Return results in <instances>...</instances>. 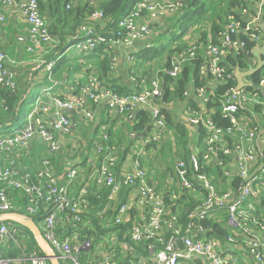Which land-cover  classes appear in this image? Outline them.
<instances>
[{"label":"built area","instance_id":"1","mask_svg":"<svg viewBox=\"0 0 264 264\" xmlns=\"http://www.w3.org/2000/svg\"><path fill=\"white\" fill-rule=\"evenodd\" d=\"M39 1L45 0H0V3L5 7L17 6L31 36L43 45L50 43L54 47L48 23L40 13ZM78 1L84 0H77L76 4ZM157 2L137 0L118 21V31H109L111 37H104L96 31L95 22L100 19L107 21V18L100 9L94 10L78 26L73 36L75 47L90 51L95 50L99 43H106L109 47L130 46L135 39L149 32L147 21L156 15L159 9ZM73 5V2H66L64 8L68 10ZM181 7L183 3L180 0L169 5L171 10ZM263 19L264 0H251L249 6L229 10L216 34V41H213L212 34L207 33L204 43L199 44L197 39L175 50L168 60L169 67L163 69L164 73L176 78L183 65L198 56L200 73L210 76L216 85L227 83L232 77L235 79L234 69L238 65L232 66L229 57L243 62L244 68L238 67L240 71L257 65L251 49L264 42V32L258 27ZM2 21L4 16L0 13V23ZM47 66L51 69L53 62ZM160 71L156 70L149 76L147 87L122 94L100 87L95 74H90L77 92L70 95L54 96L51 86L35 94L32 107L21 122L6 126L11 129L9 132L0 130V215L17 212L33 220L59 264H241L209 234L211 218L224 211L229 230H244L242 236L228 233L226 241L244 246L256 264H264V244L252 235L248 226L250 222L257 226V232L264 233V212L252 213L253 203L264 194V161L259 163V154L254 151L243 152L237 146H230L233 135L239 134L247 142L253 141L257 135V127H247V122L239 117V110L257 107L264 117V65L254 72L259 75L256 82L251 80L252 73L243 77L245 85L240 89L236 90L234 85L220 95L221 116L229 122L226 127L216 125L208 112L204 114L186 109V122L201 125L205 131L201 141L204 147L201 160L222 168L224 157L234 154L237 164L234 176L239 184L235 189H217L200 170L197 153L189 155L188 166L179 161L176 172L182 181L172 191L170 199L179 200L181 194L194 187L198 188L200 197V202L187 214L185 223L181 222L178 212L167 213L165 193L150 183L147 170L140 166L138 160L134 161L132 168H121L118 175L115 173L116 156L107 146L108 137L102 132L103 127L99 141L93 146L96 153L103 155V160L96 164L86 157L82 168L78 163H68L59 181L49 154L62 150V138L71 131L67 112L79 110L83 117L89 118L92 116V104L102 103L119 114L153 104L163 93ZM133 79L137 82L136 77ZM0 86L11 92L16 89L14 76L6 69L5 55L1 50ZM195 90L204 92V88ZM43 97L48 98L54 107L48 120L38 115L49 109ZM203 97L208 102L209 97ZM160 110L153 104L151 113L156 129L143 138L142 147L157 142L166 128ZM34 139L44 143L47 155L36 162L34 160L33 167V163L28 166L23 161L32 159L27 145ZM16 150L22 151L20 161L11 155ZM82 169L86 174L80 175V179ZM92 185L109 189L107 206L95 207L91 203L92 196H95L93 200L101 197V193L92 191ZM122 187H137L134 202L143 210L139 209L137 217L131 212L138 209L133 202H124L117 196ZM167 214L169 217L165 219ZM131 216L135 219L132 220ZM121 225L126 229L122 230ZM35 246L26 227L12 220L0 221V264H50L49 258L37 244Z\"/></svg>","mask_w":264,"mask_h":264},{"label":"crops","instance_id":"2","mask_svg":"<svg viewBox=\"0 0 264 264\" xmlns=\"http://www.w3.org/2000/svg\"><path fill=\"white\" fill-rule=\"evenodd\" d=\"M175 1L177 0H158L157 3L159 9L156 10V15L150 17L147 21L150 27L149 32L142 37L135 39L130 46H108L112 51V53L110 51V53H108V55L112 54V62L109 64L110 70L107 72V79L105 80L102 78L99 80L100 87L109 88V86H120V88H128V91L141 90L142 88L147 87L149 84V76L154 70L153 67L148 64L149 61L161 59L160 56L165 55L166 58L161 65L162 67H159L158 69L161 70V76L164 73L163 69L167 57H170L175 50L180 49L179 47L186 45V35L190 34L191 31H195V36L197 35L196 40L198 39L199 44H202L205 42V40L202 39L203 34H212L214 25L219 24L221 26L224 21V16L229 10L238 6L251 5V0H204V2L208 3L209 15L208 19H204L206 16L202 10H199V3L195 2V0H180L183 3V7L171 10L169 5ZM66 2H73V6H75L77 0H59V4H55L54 0L39 2L40 13L46 19L48 26L50 23L49 29L56 27V30L58 31L63 30L65 32L66 30H69L68 34L60 32L64 36L63 41H59L60 39H58V41L61 42L60 46H62V48L56 49L55 52L51 54V59L48 60L46 57L48 61L44 62L43 65H38L42 70V73L37 65L34 67L35 63H37V60L43 55H46L45 53L52 52L59 43L53 47L52 50H43V43L37 41L35 39L36 37H32L28 31V25L24 20V17L21 15L19 8L17 6L5 7L0 3V13L4 16V21L0 23V50L5 55L6 69L12 75V71L15 72L14 79L17 88V90L15 89V91L11 92L0 86V99L2 98L1 100L3 101V94L8 92L15 94L21 93L26 98L30 91H34L30 107L28 105L29 108H24L25 113L32 107L36 96L35 94H38V92L45 87L51 86L50 89L54 96H58L57 94H59V96H66L77 92L78 88L84 83L90 74H95L99 77L97 62L100 58L95 55L96 53L94 54V50L85 51L76 48L73 36L76 35L78 26L73 32V21L65 20L63 16L60 18V14H62V5ZM86 2L96 7L99 5L100 0H86ZM105 24L106 21L100 19L95 22V27L102 29ZM185 25L188 27L183 29L182 27ZM173 31L177 35L175 38L168 40L167 38L169 35L171 36ZM57 36L60 35L58 34ZM195 36L191 37L194 38ZM165 38L166 43L170 42V45L167 48H164L163 44ZM174 39L177 42L179 41L177 46H174L177 42H174V45L172 46ZM166 52H168V54ZM49 62H53L52 69H48L47 64ZM54 67L56 69H54ZM51 75L54 77H51ZM133 77H136L137 82H135ZM141 80L144 82L141 83ZM162 85L164 94L165 89L163 81ZM215 85L216 83L212 79H207L206 85L204 86V92L202 93L195 90L196 88H194L192 82H190L185 89L186 94L183 93V96H171L168 100H163L162 95L160 99L154 101L153 104L161 109H165L169 113L172 121L183 125L184 134L179 135L174 131L173 127L167 124L162 136L157 141L158 144L153 142L145 147H142L141 145L143 138L156 129L151 113L153 104L141 107L127 114H119L117 111L107 108L102 103L92 104V116L89 118L83 117L79 110L72 109L71 111H68L67 113L71 120V131L62 138V150L58 153L49 154V158L52 161L59 181L62 180V173L68 166V163H78L82 168L86 157H89L96 164L103 160V155L101 153H96V150L93 147L94 144L99 141L101 128L103 127L102 132L106 133L108 137L107 146L111 147L113 154L116 156L115 173L118 175L121 168H132L134 166V161L138 160L140 166L147 170L150 176V183L165 193L166 198L169 201V203L165 201L168 214H171V206L175 205L174 203L176 201H179L181 205L189 204V206H191L189 210L185 211L187 214L200 202L197 187L186 190L181 194L179 200L170 199L172 191L175 190L178 183L182 181L177 175L176 166L179 161L185 162L188 166L189 155L192 153H197L201 171H204V167L208 168L209 174L206 172L204 173L211 179L217 189L223 190L226 187L235 189L236 186L232 183L236 178L234 175L237 171L234 154L224 157L223 166L222 168H219V170L213 165L210 166L205 164L201 160L204 151V147L200 142L202 135L201 128L199 125L194 126L187 123L184 119V115L187 112L186 109L188 108L199 113L205 114L207 112V102L204 101L203 96H207L211 90L213 91ZM191 101L196 103V107L191 105ZM43 102L48 103L49 109L42 113V118L48 120L52 115L49 110L54 109V107L48 98H44ZM140 109L148 112L149 120L146 123V127L141 130V132H134L132 126L134 122H137L136 116L138 112L141 111ZM239 117L247 122V127L256 126L257 135L251 142L244 141L239 134L233 135V143L230 144V146L234 148L237 146L238 150L243 152L254 151L259 154L258 162H263L264 117L259 112V109L254 108L244 109L243 112H239ZM81 121L83 125L81 124ZM20 122L21 121L9 122L7 117L1 125L2 127H6ZM167 139L171 143L172 152L170 153L164 150L156 155L157 151L153 146H160V143L162 141L165 142ZM228 140L229 142H232V139ZM27 146L32 155V159L35 160V162L38 161L40 157L47 155L46 147L40 139H34ZM173 146H175V148ZM38 147L39 149L45 148V152L39 153L38 150L35 152V149ZM21 154V150H16L13 151L11 155L15 159H21ZM155 155L157 157L156 160L158 161V166H153L156 167L157 173L153 172L150 168L151 166H149V161L147 159L145 160L146 157L151 160L155 159ZM159 157L164 161H160ZM23 162L25 165L27 164L26 161ZM35 162L33 163V167ZM17 164L18 166H21V162L17 161ZM159 164H161V166H159ZM85 174L86 172L82 169L79 173V178L81 179L80 175L84 176ZM136 188L137 187H122L118 191L117 196L124 202H133L134 206L138 209H133L131 212L133 216L137 217L142 208L139 204L134 202ZM91 189L99 194L101 193V197L97 199L101 201L100 206H107L109 189L98 185H92ZM263 196L264 194L258 201L253 203L252 213L255 211L264 212V205L262 204ZM254 200L255 199L252 201ZM180 210L181 209L177 211L175 210V212L179 213V216ZM168 214L165 219L169 217ZM133 216L130 217L132 220L135 219ZM213 218L214 219L211 218V221L220 225L222 229L225 228L228 233L231 232L242 236L244 230H229L224 211L215 214ZM180 220L182 223H185L187 217L186 221H183L182 218ZM248 226L252 235L256 236L264 244V233L260 234L257 232V226L250 222ZM209 234H211V232ZM107 235L110 237L109 234ZM212 235L219 240L223 248L236 256L241 264H256L252 257L247 253L244 246L237 243H229L224 237L218 238L213 233Z\"/></svg>","mask_w":264,"mask_h":264},{"label":"trees","instance_id":"3","mask_svg":"<svg viewBox=\"0 0 264 264\" xmlns=\"http://www.w3.org/2000/svg\"><path fill=\"white\" fill-rule=\"evenodd\" d=\"M136 1L137 0H100L99 5H97L96 7H94V6L86 7L90 4L85 2L86 5L83 7L78 6L80 4H77L68 10L64 9L65 3H63L62 14H60V18H61V16H63V18L65 20L73 21L72 31L74 32V29L79 25V23H82L85 20V16H86L85 13H90L96 9H100L103 12L104 17L107 18V21H106L104 28L101 29L99 27H95V28H97L96 31L98 33L103 34L104 37L105 36L111 37L112 34L110 32L113 31V33H116L118 31L117 30L118 21L123 16H125L127 14V12L131 9V7L135 4ZM234 1H237V0H234ZM54 2H55V4H59V0H54ZM195 2L199 3V10H203V8L205 6L204 0H195ZM189 24H191V23H189ZM189 24H188V26H189ZM188 26L185 25L182 28L185 29ZM219 29H220L219 24L214 25L213 33H212L213 41H216V34L219 31ZM53 31L57 35L58 34L60 35V36H58L60 39L59 41H63L64 36L60 33V32H62V30L58 31V30L54 29ZM206 34L207 33L203 34L202 39L205 40ZM250 46L251 45L248 44L249 48H250ZM61 48H62V46L58 45L57 49H61ZM109 51L112 53L111 49L108 47V45L106 43H99L98 45H96V48L94 50V54L96 53L95 55L100 58L99 61L97 62L98 70H99V77H98L99 80H101L102 78L105 80L107 79V76H108L107 72L110 70L109 64H111V62H112V58H111L112 54L108 55V53H110ZM169 58L170 57H167V59L165 61L164 68H166V69L169 67V62H168ZM48 59H51V57H49ZM229 59L232 62V66L238 65L239 68H241V69L244 68L243 62L239 61V59L233 60L230 57H229ZM199 65H200V58L197 56L189 64H186L185 66H183L181 68V71L176 78H171L167 73H163L161 75L162 76L161 80L164 83V89H165L164 94H163V100H168L171 96H177V97L183 96V93H184L186 87L189 85L190 82H192L194 88H204V86L206 85V80L207 79L210 80L211 78H210V76H205V75H202L200 73ZM54 69H56V68L54 67ZM258 76H259L258 73H254L251 77V80L256 82L258 80ZM235 84H236L235 79H234V77H232L227 81V83H220V84L216 85L213 88V91L211 90L207 95L209 97L208 102H207V112H208L209 116L212 117V119L216 123V125H218V126L226 127L229 124L228 119L221 116L220 103H219L218 99L220 98V95L224 93V91L226 89L233 87ZM109 89H111L117 93H120V94L126 93V92H131V91L127 90L128 88H124V87L120 88V86H118V87L109 86ZM2 97L4 99V104L7 106L6 117H8L9 122L21 121L22 118L24 117L23 115H25L24 105H25L26 98L21 93L15 94V93H10V92L4 93ZM191 105L193 107H196V103H194L192 101H191ZM255 109H258V108L256 107ZM239 111L243 112L244 110H239ZM160 114L163 116V119L165 120L166 124L173 127V129L176 133H178L179 135L184 134L183 125H181L180 123H176V122L172 121L169 113L165 109H161ZM136 118H137L136 119L137 122H134V124L132 126L133 131L134 132H141V130H143L146 127V123L149 120L148 112L146 110H141L138 112ZM1 124H3V123L0 121V127H2ZM199 126H200L201 131H202V135L200 138V142H201L203 137H204L205 131L201 125H199ZM215 168L217 170H219L218 167H215ZM203 169H204L203 172H206L209 174V170L207 167H204ZM232 183H233V185L237 186L239 184V180L237 178H235ZM92 198L94 199L95 196H92ZM92 198H91V203H93L95 207H101L100 206L101 201L100 200H93ZM165 201L167 203H169L167 198ZM174 204L175 205L171 206V210L175 212V210L177 211V210L181 209L180 210V216H181L183 221H186L187 213L185 211L189 210V208L191 206H189V204H185V205L182 204L181 205L179 203V201H176ZM262 204L264 205V196L262 198ZM34 220H36V219H34ZM94 223H96V222H94ZM211 227H212L211 234L213 233L218 238H222V237L225 238L226 235L228 234V232L225 228L222 229V227L220 225L216 224L215 222L211 223ZM121 229L122 230L126 229V226L121 225ZM31 242H32L33 246L36 245V242H35L32 234H31Z\"/></svg>","mask_w":264,"mask_h":264},{"label":"rangeland","instance_id":"4","mask_svg":"<svg viewBox=\"0 0 264 264\" xmlns=\"http://www.w3.org/2000/svg\"><path fill=\"white\" fill-rule=\"evenodd\" d=\"M86 0H84V1H78V3L77 4H80V5H78V6H81V7H83V6H85L86 5ZM76 4V5H77ZM204 8H203V13H204V15L206 16L204 19H208L209 18V15H208V3L207 2H204ZM89 6H92V5H88V6H86V7H89ZM65 9V8H64ZM90 13H92V12H90ZM90 13H85V19L90 15ZM70 23V22H69ZM81 23H79V25H80ZM78 25V26H79ZM49 26H50V23H49ZM54 29H56V27H53L52 29H49V31H51V36H52V39H53V42H54V44H55V46L59 43V45L61 44V42H59L58 41V39H59V37L58 36H56L57 34L53 31ZM59 29V28H58ZM68 32H69V30H66L65 32L62 30V33L63 34H68ZM62 34V35H63ZM195 31H191L190 32V34H188V35H186L187 37H186V39H187V41H186V45L187 44H189L190 42H192V41H195L196 40V37H197V35L195 36ZM177 34L176 33H174V31L171 33V36L169 35V37H168V35H167V39L168 40H170L171 38L173 39V38H175V36H176ZM185 35V34H184ZM191 36H195L194 38H192ZM163 38V37H162ZM185 39V40H186ZM181 40V39H180ZM171 42H172V40H171ZM174 42H177L175 39H174V41H173V44H172V46L174 45ZM179 42V41H178ZM178 42L174 45V46H177L178 45ZM50 43H48V44H45L44 46H43V50H45V51H48V50H52L53 49V47H51L50 45H49ZM163 44H164V48H167L169 45H170V42L169 43H166V38L163 40ZM186 45H183V46H181V47H179L180 49L181 48H184ZM54 46V47H55ZM58 48V46L50 53V52H48V53H45L46 55H43L39 60H37L38 62L37 63H35V65H34V67H36V65H37V67H38V65L39 66H41V65H43L44 64V62H46V61H48L49 59V57L51 56V54H53V52H55V50ZM155 50V49H154ZM50 53V54H49ZM167 54H168V52H166ZM145 55H146V53H145ZM46 57H47V59H46ZM161 57V59H154V60H151V61H149L148 62V64L150 65V66H152L153 67V71L151 72V74L154 72V71H156V70H158L159 69V67H162L161 65H162V63L164 62V59L166 58L165 57V55H163V56H160ZM38 69L41 71V73H42V70L40 69V67H38ZM52 69V68H51ZM12 71V70H11ZM12 73H13V75H14V77H15V72L14 71H12ZM53 75H51V77H52ZM54 77V76H53ZM16 90H17V88H16ZM57 95H59V94H57ZM162 95H163V93H162ZM33 96H34V91H30V93H28V96L26 97L27 99H26V101H25V107L24 108H29L30 107V102H31V100H32V98H33ZM2 99V98H1ZM0 99V121H2V122H4V120L7 118L6 117V110H7V106L4 104V100L2 101ZM28 105H29V107H28ZM47 105H48V103H45V106L47 107ZM244 108L245 107H243L242 108V110H244ZM48 110V109H47ZM51 113H53V111H54V109H52V110H49ZM40 117H42V114H38ZM153 117V116H152ZM154 118V117H153ZM126 119H127V116H126ZM81 124L83 125V123H82V121H81ZM81 125V126H82ZM3 128V127H2ZM2 132H9V131H11V129L9 128V127H5L4 129H0ZM81 133H83V132H81ZM175 137V136H174ZM173 140H174V138H173ZM156 144H158L157 142H156ZM161 145L160 146H157V145H155V146H153V148H155L156 149V151H157V153H156V155L158 154V153H161V152H163L164 150L165 151H168V152H172V150H171V143L168 141V139L167 140H165V142L164 141H162L161 143H160ZM174 148H175V146H173ZM38 150V152L39 153H44L45 152V148L43 149V148H40L39 149V147L37 148V149H35V152ZM47 151V150H46ZM156 155H155V159H148L147 157L145 158V160L147 159L148 161H149V163H150V165L149 166H151L150 168L153 170V172L154 173H157V169H156V167H154L153 165H156V166H158V161L156 160ZM159 159H160V161H164L161 157H159ZM21 159H19V161H20ZM33 159H31V160H29V161H26L27 162V165L29 166V165H31L32 163H33ZM159 166H161V164H159ZM166 166H167V164H166ZM21 211H23V210H21ZM94 225L96 226V227H98L97 225H98V223H94ZM100 232V231H99Z\"/></svg>","mask_w":264,"mask_h":264},{"label":"water","instance_id":"5","mask_svg":"<svg viewBox=\"0 0 264 264\" xmlns=\"http://www.w3.org/2000/svg\"><path fill=\"white\" fill-rule=\"evenodd\" d=\"M258 27L260 28V30L264 32V21L260 22L258 24ZM251 53L255 56L257 60V65L254 68L248 69L247 71H240L238 67H235L234 75L236 80V84H235L236 90L240 89L242 86L245 85L243 81L244 76L252 75V73L259 70L264 65V58H263L264 42L260 46L255 45L254 47H252ZM6 220L16 221L17 223H20L21 225L26 227L32 234L39 249L43 252L45 256L49 258L50 264H59V261L55 257V253L50 248L48 242L43 238L39 228L37 227V225L33 220L29 218H25L24 216H22L20 213L17 212H11L0 215V221H6Z\"/></svg>","mask_w":264,"mask_h":264}]
</instances>
